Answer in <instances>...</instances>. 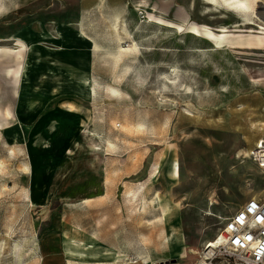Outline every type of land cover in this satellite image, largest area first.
<instances>
[{"label": "rangeland", "instance_id": "1", "mask_svg": "<svg viewBox=\"0 0 264 264\" xmlns=\"http://www.w3.org/2000/svg\"><path fill=\"white\" fill-rule=\"evenodd\" d=\"M0 1V264H102L43 256L41 241L112 227L127 249L107 264H198L227 219L264 197V173L243 158L264 134V0H106L69 17L51 0ZM50 19L90 43L72 45L79 73L39 40ZM105 167L109 208L90 202Z\"/></svg>", "mask_w": 264, "mask_h": 264}, {"label": "crops", "instance_id": "2", "mask_svg": "<svg viewBox=\"0 0 264 264\" xmlns=\"http://www.w3.org/2000/svg\"><path fill=\"white\" fill-rule=\"evenodd\" d=\"M21 1H29V0H21ZM52 4L49 7V11H56L58 12L57 17L61 16L62 12L63 14H65L66 17H69V15L67 14L68 12L71 11H77V10H81L83 12H91V11H96V10H100L104 7V2L106 0H51ZM121 8H124V4H119L118 5ZM100 8V9H99ZM126 9L124 10L125 13ZM60 13V14H59ZM66 21H59V20H54V19H50L48 21H45V23L48 25V28L52 30V32L47 31L48 33H44V35H41L40 32L38 33L40 37L39 40H45L47 42V46L50 50L54 51L55 53H51L50 54H54L56 56L55 61L57 64H59L60 66H62L63 68H65V70H70L72 71V73H77L78 69L77 68L79 65H77V60L78 57L76 56L75 52H74V48L72 45L76 44V43H86L87 45H90V43L88 41H85L82 38H78V32L74 29L76 27H74V24H76L75 22H69L68 25H66ZM45 25V26H46ZM44 26V27H45ZM76 26V25H75ZM7 69H11V68H7ZM6 69V70H7ZM80 71H78L79 73ZM239 156H241V154H239ZM239 158V157H237ZM104 171V176L103 178L100 180V185L98 184V181L96 180V183L92 186L93 188H100L99 190H97L95 192V194L92 196V199H90V202L92 204H105L106 208H109L111 201H112V193H113V189H114V185L112 184V182H108L107 181V177H108V169L107 167H105V169H103ZM140 198H138L139 200ZM140 204V203H138ZM60 220V219H59ZM62 224V223H61ZM109 223H107L108 226ZM123 228V227H122ZM102 229H96V232L94 233H89V235H85L84 233H82L81 235L84 237H89L88 240L90 242H95L97 245H100L102 247H105L106 249H116L118 250V255L117 258H111V259H104V261H106L105 264H107L108 261L111 260H117L120 257H122L123 255L120 254V252L122 253L125 249H127V244L126 242H124V240L119 241L118 238H116L115 236H118L119 234L117 233V231H115V229L112 228H104L102 231L105 232L103 233L101 231ZM67 230H64V228H58L57 230H55L52 234V236H54L53 241L49 240L48 242H46V240H42V249H41V254L44 256H48V253L50 251H55L57 253L62 252L64 257H65V261H68L69 263H73V262H79L75 259H71L68 258L65 252V240L68 239L66 232ZM183 235L184 232L182 231ZM120 234H122L123 236L126 235L127 233L125 231H120ZM103 237H105L103 239ZM111 238L112 243H110L109 239ZM184 243L179 247L176 248L174 253L176 254L175 256H179L178 253H182L181 257L186 255V251H187V243H186V237L184 236ZM70 240L74 239L76 242H82L84 240L81 239H77V238H69ZM61 250V251H60ZM120 251V252H119ZM168 253V250H167ZM166 253V254H167ZM121 255V256H120ZM166 258V256H165ZM147 264H150V260L146 259ZM91 263H102L104 264L102 259H95V260H91Z\"/></svg>", "mask_w": 264, "mask_h": 264}, {"label": "built area", "instance_id": "3", "mask_svg": "<svg viewBox=\"0 0 264 264\" xmlns=\"http://www.w3.org/2000/svg\"><path fill=\"white\" fill-rule=\"evenodd\" d=\"M243 158L264 173V134ZM213 243L205 246L198 264H264V197L250 199L228 218Z\"/></svg>", "mask_w": 264, "mask_h": 264}, {"label": "bare ground", "instance_id": "4", "mask_svg": "<svg viewBox=\"0 0 264 264\" xmlns=\"http://www.w3.org/2000/svg\"><path fill=\"white\" fill-rule=\"evenodd\" d=\"M208 1L210 2L211 0H208ZM225 1L227 2L229 0H225ZM245 1L246 0H234V3L237 7H243L245 5ZM211 2H215V0H212ZM234 3H233V5H234ZM5 7L6 6L0 1V11H2ZM231 7H233V6H231ZM182 27L183 26H180V25L178 26L180 31H181ZM190 32L193 34H196V35L201 34L198 31V29L195 27L191 28ZM208 35H211V33ZM217 45L221 46L220 43H217ZM28 48H29V46H28ZM31 49L32 48H30L29 50H31ZM122 51L125 52V51H128V49L122 48ZM24 63H25V61H24ZM24 66L25 65L23 64L22 74H23V71L25 68ZM87 79L88 80L85 84V91L87 93H89V95L91 96V94L93 95V91H94L93 79L90 75H88ZM254 81H256V80H254ZM62 82H63V80H62ZM159 170H160V168H158L157 171L155 172V174H154L155 178H156ZM170 174L175 179L180 178V164L178 163L177 159H174L170 164ZM159 204H160L159 200L155 201V206H159ZM160 206H161L162 216L165 220H167V218L170 216V214L172 212V205L169 202H167V203L165 202ZM184 239L185 238H184V235L182 232H180L175 227H171V231L167 235L165 240H166V243L168 244L169 248L171 249V251H175L176 248H179L184 243ZM215 239H216V237H215ZM214 240L209 241L208 243H210V242L213 243ZM213 246H215L214 243L210 247H213ZM65 252H66V255L68 258L75 259L77 261L90 262L91 260L102 259L104 264L106 263V261H104V259H106V258H108V259L114 258L115 259V258H117V255H118V250L106 249L105 247H102L100 245H97L95 242H90V241H88L86 243L85 242L78 243L76 241L71 243V242L65 241Z\"/></svg>", "mask_w": 264, "mask_h": 264}]
</instances>
